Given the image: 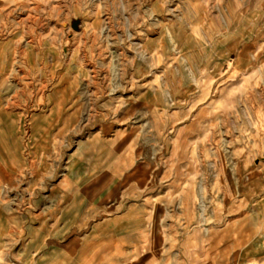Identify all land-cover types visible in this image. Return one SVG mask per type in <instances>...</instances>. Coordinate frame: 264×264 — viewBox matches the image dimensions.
Instances as JSON below:
<instances>
[{
    "label": "rangeland",
    "instance_id": "374dc122",
    "mask_svg": "<svg viewBox=\"0 0 264 264\" xmlns=\"http://www.w3.org/2000/svg\"><path fill=\"white\" fill-rule=\"evenodd\" d=\"M81 194L65 264H264V0H0V264Z\"/></svg>",
    "mask_w": 264,
    "mask_h": 264
},
{
    "label": "crops",
    "instance_id": "0c3cea01",
    "mask_svg": "<svg viewBox=\"0 0 264 264\" xmlns=\"http://www.w3.org/2000/svg\"><path fill=\"white\" fill-rule=\"evenodd\" d=\"M98 152L97 155L98 156ZM88 196L78 195L72 198V202L59 214L58 224L48 229L50 233L47 237L59 236L70 232L68 239L63 242V246L58 250L44 252L36 259V264H65L70 263L71 257L65 255L67 246L75 241L76 234L72 232H85L90 236L87 239L91 242L97 241L100 237H110L115 233L125 232L128 227L132 230L141 221V209H130L128 213L107 212L110 202L97 199L95 203L90 201ZM97 219H91L93 216ZM52 231V232H51ZM86 247V246H83Z\"/></svg>",
    "mask_w": 264,
    "mask_h": 264
}]
</instances>
